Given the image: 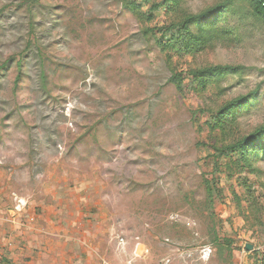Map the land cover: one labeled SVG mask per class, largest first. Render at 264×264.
Segmentation results:
<instances>
[{"label": "rangeland", "instance_id": "obj_1", "mask_svg": "<svg viewBox=\"0 0 264 264\" xmlns=\"http://www.w3.org/2000/svg\"><path fill=\"white\" fill-rule=\"evenodd\" d=\"M262 127L250 0H0L1 210L68 179L112 212L117 264H264V153L236 147Z\"/></svg>", "mask_w": 264, "mask_h": 264}, {"label": "crops", "instance_id": "obj_2", "mask_svg": "<svg viewBox=\"0 0 264 264\" xmlns=\"http://www.w3.org/2000/svg\"><path fill=\"white\" fill-rule=\"evenodd\" d=\"M51 182L0 209L1 263L117 264L112 212L98 191Z\"/></svg>", "mask_w": 264, "mask_h": 264}, {"label": "trees", "instance_id": "obj_3", "mask_svg": "<svg viewBox=\"0 0 264 264\" xmlns=\"http://www.w3.org/2000/svg\"><path fill=\"white\" fill-rule=\"evenodd\" d=\"M252 2L254 12L259 15L260 17L264 18V0H250ZM219 11V9H215L211 11L208 15H206V21L210 17V15L216 14ZM205 18L203 16H195V17H190L187 19L186 24L183 25V28L185 29L187 25H190L191 23L197 24L201 19ZM176 32H173V34ZM190 42L192 41L191 38ZM188 39V40H189ZM159 43L161 44L162 50H174L178 52H182L183 47L186 45L183 42L182 36L179 35H172L171 38L167 39L166 42H163V40L160 38L158 39ZM186 49L188 48V45L185 47ZM234 70L231 67H224L223 69L221 67H213L209 69H204L200 73H198L197 77L202 78V77H213L216 74L222 73L224 71H230ZM236 103H232L229 107L223 109L224 115H228L231 113L232 109L234 108V105ZM224 116V117H225ZM218 124H221V121L218 122ZM264 134V127L256 131L254 134L244 137L241 141H239L236 144V147L242 150H245L244 153L250 152L253 155L258 154V149H262L264 153V143L261 141L262 135Z\"/></svg>", "mask_w": 264, "mask_h": 264}, {"label": "water", "instance_id": "obj_4", "mask_svg": "<svg viewBox=\"0 0 264 264\" xmlns=\"http://www.w3.org/2000/svg\"><path fill=\"white\" fill-rule=\"evenodd\" d=\"M253 248H254V246L251 245V244H247V245H246V249H247V250H253Z\"/></svg>", "mask_w": 264, "mask_h": 264}, {"label": "built area", "instance_id": "obj_5", "mask_svg": "<svg viewBox=\"0 0 264 264\" xmlns=\"http://www.w3.org/2000/svg\"><path fill=\"white\" fill-rule=\"evenodd\" d=\"M138 249H139V248H138V246H137L135 251H136V253H137V254H139V255H140V253H139ZM145 251H146V252H148V251H149V249H147V248H146V249H145ZM0 264H2V263H1V261H0Z\"/></svg>", "mask_w": 264, "mask_h": 264}]
</instances>
